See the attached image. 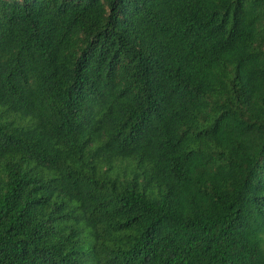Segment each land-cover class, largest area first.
I'll use <instances>...</instances> for the list:
<instances>
[{
	"label": "trees",
	"instance_id": "16d2710c",
	"mask_svg": "<svg viewBox=\"0 0 264 264\" xmlns=\"http://www.w3.org/2000/svg\"><path fill=\"white\" fill-rule=\"evenodd\" d=\"M0 264H264V0H0Z\"/></svg>",
	"mask_w": 264,
	"mask_h": 264
}]
</instances>
